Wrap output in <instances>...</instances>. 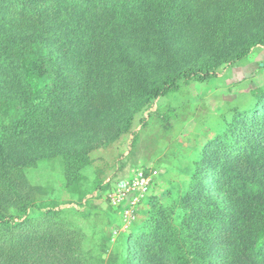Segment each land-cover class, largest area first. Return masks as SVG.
I'll use <instances>...</instances> for the list:
<instances>
[{
	"label": "trees",
	"instance_id": "obj_1",
	"mask_svg": "<svg viewBox=\"0 0 264 264\" xmlns=\"http://www.w3.org/2000/svg\"><path fill=\"white\" fill-rule=\"evenodd\" d=\"M187 3L195 7L193 0ZM188 6L168 0H0V264H264L263 87L250 90L252 103L235 109L209 142L211 150L201 151L183 193L167 201L151 197L149 216L128 235L138 244L136 255L128 245L112 252L107 242L95 241L75 212L61 208L54 180L28 176L41 161L53 168L56 163L67 192L88 202L85 195L98 178L90 173V145L71 147L65 137L80 121L66 115L69 99L90 89L87 101L97 110L116 109L121 101L122 129H127L133 114L152 99L192 79L205 80L264 44V0H208L213 8L208 19ZM66 7L68 17L62 20ZM135 7L154 32L151 48H158L145 53L148 62L118 46L120 24L128 23ZM101 9L109 11L101 23L106 32L86 30ZM78 15L83 22L75 30L67 23ZM193 19L200 22L203 47L182 55L167 49L179 25ZM32 25L44 31H27ZM83 29L96 34L93 44ZM52 46L62 56L65 52L83 83L70 82L55 67ZM152 58L161 59L157 68ZM9 77L14 91L7 87ZM69 121L74 123L68 126ZM57 139L65 143L58 152ZM42 142V153L7 158L8 148L37 149Z\"/></svg>",
	"mask_w": 264,
	"mask_h": 264
},
{
	"label": "rangeland",
	"instance_id": "obj_2",
	"mask_svg": "<svg viewBox=\"0 0 264 264\" xmlns=\"http://www.w3.org/2000/svg\"><path fill=\"white\" fill-rule=\"evenodd\" d=\"M168 1L188 6L187 2L192 0ZM193 3L195 7H188L194 13L198 16L202 14V17L207 19L211 17L213 8L208 7V0H193ZM107 12H109L107 9H101L98 12L100 15L91 20L85 29L106 32V25L101 23L105 21ZM63 13L65 16L61 18L62 20L68 17L67 7ZM92 14L93 11L86 13L87 17ZM131 15L128 23L120 24L117 31L119 37L122 34L118 46L130 50L132 55L142 54L140 59L148 62L145 53L158 49L151 48L154 32L147 27L143 10L135 7ZM110 21L111 19L108 23ZM81 22L83 16L78 15L74 21H68L67 24L79 30ZM177 22L176 20L173 24ZM42 23L49 27L46 20ZM186 23V26L179 25L176 38L165 44L167 49L176 51L177 55H182L186 51H196L205 44L201 38L200 22L193 19ZM85 29L82 35L87 36L90 44H93L92 36L96 34L92 32V36L88 35ZM241 29L244 33L249 32V29L244 27ZM31 30L44 31L38 25H32L27 29ZM109 31H112V28ZM71 36L73 35L69 34L67 38ZM63 37L66 38L65 33ZM69 43L76 45L75 42H66ZM104 48H107V45ZM51 50L56 56L55 67L63 75L71 78L70 82L81 80L83 83L79 75H76L73 65L69 63L70 59L65 52L61 49L62 56L57 47L52 46ZM135 56L139 58L138 55ZM151 60L154 68L161 63L160 58ZM105 81L107 86L111 85L113 79ZM6 84L9 90H15L10 77ZM255 86L264 88V44L254 47L242 60L222 64L205 80L192 79L182 83L175 91L152 99L133 114L127 129H122L124 121L121 122L120 116L121 101L116 102V109H108L104 105V108L97 110V105H94V108L89 106L87 99L91 97L93 91L87 89L67 102L70 106L66 115L80 121L75 124L77 128L69 129L65 137L71 147L82 148L90 145L86 150L94 163L90 173L97 176L98 184L85 195L88 202L85 199L80 201L67 192L64 177L56 163L53 168L46 161H41L37 167L31 168L28 176L32 180L39 178L54 180L62 200L61 208L75 212L79 222L89 234H93L95 241L107 242L109 251L112 252L125 250L128 245L131 253L136 255L139 251L138 244L133 237L128 240V235L138 230L149 216L151 202L154 201L151 197L158 198L155 201H167L169 195L175 192L183 193L187 189L195 169V161L201 157V151L205 149L203 154L206 155L211 150L212 145L209 142L225 127L235 109L246 108L252 103L250 90ZM107 96H111V99L116 98L111 94ZM73 123L69 121L68 126ZM56 141L53 142V150L62 151L65 143L58 139ZM44 145L42 142L41 147L37 149L36 145L20 150L8 148L7 158H20L25 155L33 157L35 153L44 151ZM31 151L34 152L29 154ZM138 173H142L145 179L143 190L136 181L137 177L140 178ZM136 264L141 263L136 261Z\"/></svg>",
	"mask_w": 264,
	"mask_h": 264
},
{
	"label": "built area",
	"instance_id": "obj_3",
	"mask_svg": "<svg viewBox=\"0 0 264 264\" xmlns=\"http://www.w3.org/2000/svg\"><path fill=\"white\" fill-rule=\"evenodd\" d=\"M138 176L140 177L139 179H138V177H137V179H136V181H137V183H139V188H141L142 190L145 188V179H144V177H143V174L142 173H138ZM120 196V195H119Z\"/></svg>",
	"mask_w": 264,
	"mask_h": 264
}]
</instances>
